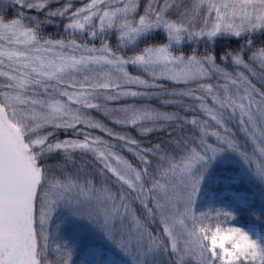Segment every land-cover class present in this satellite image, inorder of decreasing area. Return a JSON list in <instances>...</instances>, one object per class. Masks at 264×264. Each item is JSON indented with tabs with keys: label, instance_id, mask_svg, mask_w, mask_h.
Segmentation results:
<instances>
[{
	"label": "snow or ice",
	"instance_id": "obj_1",
	"mask_svg": "<svg viewBox=\"0 0 264 264\" xmlns=\"http://www.w3.org/2000/svg\"><path fill=\"white\" fill-rule=\"evenodd\" d=\"M225 152L264 185V0H0V264H73L68 220L128 264H264L195 209Z\"/></svg>",
	"mask_w": 264,
	"mask_h": 264
},
{
	"label": "trees",
	"instance_id": "obj_2",
	"mask_svg": "<svg viewBox=\"0 0 264 264\" xmlns=\"http://www.w3.org/2000/svg\"><path fill=\"white\" fill-rule=\"evenodd\" d=\"M11 12V9L9 10ZM43 31L46 36L54 35L59 37L62 33V27H56L53 24L43 26ZM159 41H167L166 35L162 32L150 33L143 37L139 42L138 46H142L144 42L156 43ZM110 42L115 43V34L110 36ZM182 47H177L181 54H191L193 47L199 52L211 51L214 56L219 57L226 51L235 49L240 41L236 40L231 36H218L214 38L212 42L200 43L193 45L187 41L182 42ZM61 136L64 133H60ZM229 168H218L215 171V175L212 176L215 182L220 179L222 182L231 188L232 191H222L221 196L218 199L209 200L205 196L206 189L209 187L208 183L204 185L200 200L199 208L200 211L209 210L212 207L220 208L224 211L231 213L233 219L228 222L229 227H235L243 231L249 236L251 240H257L261 247H264V185L261 183L260 186L247 183L245 179L238 180L225 174H228ZM225 171L226 173H222ZM230 179V180H229ZM229 180V182H226ZM220 184V183H219ZM225 187V185H223ZM213 186H211L212 188ZM227 188V189H228ZM76 258L73 257V264H76Z\"/></svg>",
	"mask_w": 264,
	"mask_h": 264
},
{
	"label": "rangeland",
	"instance_id": "obj_3",
	"mask_svg": "<svg viewBox=\"0 0 264 264\" xmlns=\"http://www.w3.org/2000/svg\"><path fill=\"white\" fill-rule=\"evenodd\" d=\"M183 45L184 43L176 47H182ZM218 168H229L228 174L225 175L230 176L231 179L232 177L238 180L245 179L247 180L246 182L252 184V186L257 184L260 186L258 179L248 171L246 166L234 154L228 152L222 153L210 165L202 180L200 191L195 201V209L198 212L200 211V195L203 188L205 189V184L208 183L209 186L205 192V196L208 197L209 200L218 199L222 191H232V189L228 188L220 179H217L216 182L213 180L212 176L215 175L214 173ZM221 172L226 173L225 171ZM229 180L226 182H229ZM223 185H225V187ZM211 186L213 187L211 188ZM211 209L214 210L217 209V207H212ZM63 218L64 214L62 212L58 213L53 220V226L63 220ZM57 239L61 243H67L69 247L74 249L73 257L75 256L76 258V264H128L127 259L115 250L98 232L94 231L87 222L75 220L65 221L57 235ZM255 242L259 245L257 240ZM93 250H98L99 255L94 254Z\"/></svg>",
	"mask_w": 264,
	"mask_h": 264
},
{
	"label": "clouds",
	"instance_id": "obj_4",
	"mask_svg": "<svg viewBox=\"0 0 264 264\" xmlns=\"http://www.w3.org/2000/svg\"><path fill=\"white\" fill-rule=\"evenodd\" d=\"M220 226H221L222 228H224L225 231L229 228L228 223H227V224L222 223Z\"/></svg>",
	"mask_w": 264,
	"mask_h": 264
}]
</instances>
